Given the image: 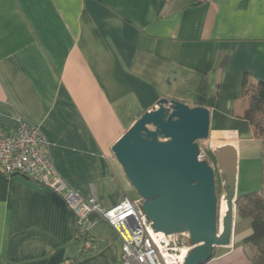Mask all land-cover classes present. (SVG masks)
<instances>
[{
  "label": "crops",
  "instance_id": "crops-1",
  "mask_svg": "<svg viewBox=\"0 0 264 264\" xmlns=\"http://www.w3.org/2000/svg\"><path fill=\"white\" fill-rule=\"evenodd\" d=\"M246 74L264 81V0H0V130L38 126L57 171L106 208L135 189L112 147L161 98L207 107L237 147V196L264 193ZM238 222L204 264H251V218ZM121 250L108 222L88 244L62 194L0 172V264H120Z\"/></svg>",
  "mask_w": 264,
  "mask_h": 264
},
{
  "label": "water",
  "instance_id": "water-1",
  "mask_svg": "<svg viewBox=\"0 0 264 264\" xmlns=\"http://www.w3.org/2000/svg\"><path fill=\"white\" fill-rule=\"evenodd\" d=\"M210 115L207 107L161 98L112 147L154 229L189 234L193 247L185 264L206 263L216 246L233 239L238 150L232 139H221L212 150L217 170L201 158L199 141L209 138ZM217 173L227 201L222 225Z\"/></svg>",
  "mask_w": 264,
  "mask_h": 264
},
{
  "label": "built area",
  "instance_id": "built-area-1",
  "mask_svg": "<svg viewBox=\"0 0 264 264\" xmlns=\"http://www.w3.org/2000/svg\"><path fill=\"white\" fill-rule=\"evenodd\" d=\"M0 172L9 177L24 175L62 194L76 214L80 236L89 234L100 221L108 222L122 239L120 264H185L193 247L188 233L156 231L142 210L141 197H126L110 208L95 195L84 198L57 171L40 128L22 118L14 133L0 130Z\"/></svg>",
  "mask_w": 264,
  "mask_h": 264
},
{
  "label": "trees",
  "instance_id": "trees-1",
  "mask_svg": "<svg viewBox=\"0 0 264 264\" xmlns=\"http://www.w3.org/2000/svg\"><path fill=\"white\" fill-rule=\"evenodd\" d=\"M242 95L246 100L239 116L251 123L254 135L264 142V81H253L246 74L243 78ZM245 199L240 213L251 218L253 232L244 242L255 249L251 264H264V193L254 192L246 195ZM78 237L89 244V234Z\"/></svg>",
  "mask_w": 264,
  "mask_h": 264
},
{
  "label": "rangeland",
  "instance_id": "rangeland-1",
  "mask_svg": "<svg viewBox=\"0 0 264 264\" xmlns=\"http://www.w3.org/2000/svg\"><path fill=\"white\" fill-rule=\"evenodd\" d=\"M220 138L217 136V132L215 130L210 131L209 138L203 139L199 141L200 147H201V158L207 160L213 167L217 170V162L216 158L212 153L213 148L220 142ZM216 188H217V194L219 198L221 199V196L225 192L224 186H223V180L219 176V174H216ZM134 189V188H133ZM140 197L138 195V192L134 189L131 192V197ZM246 199H242L240 196H237L235 207H236V217H235V223L236 225L239 223L238 220L242 216L240 213V207L245 205ZM246 217V216H242ZM238 223H237V222ZM236 227V226H235Z\"/></svg>",
  "mask_w": 264,
  "mask_h": 264
},
{
  "label": "bare ground",
  "instance_id": "bare-ground-1",
  "mask_svg": "<svg viewBox=\"0 0 264 264\" xmlns=\"http://www.w3.org/2000/svg\"><path fill=\"white\" fill-rule=\"evenodd\" d=\"M224 193L221 196V199H220V202H219V215H220L221 225H222L223 217H224V215H225V213L227 211V201L225 199Z\"/></svg>",
  "mask_w": 264,
  "mask_h": 264
}]
</instances>
